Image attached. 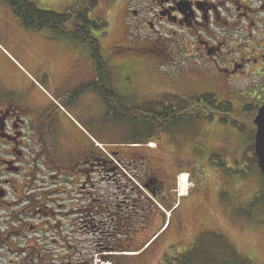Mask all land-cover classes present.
<instances>
[{
  "label": "rangeland",
  "instance_id": "rangeland-1",
  "mask_svg": "<svg viewBox=\"0 0 264 264\" xmlns=\"http://www.w3.org/2000/svg\"><path fill=\"white\" fill-rule=\"evenodd\" d=\"M83 1L71 4L67 0H37L40 8L57 13L73 5H82ZM98 2L91 16L106 23L108 28L104 31L92 29V34L100 43L101 55L110 77L109 87L129 108H139L138 112L145 109L144 104L165 101L167 97L149 94L156 77L143 66L146 63L144 58L131 50L119 52L117 49L136 46L142 39V32L134 26L135 22L126 19L127 8L134 4V0ZM0 4L3 6L4 3ZM15 19L5 6H0V97H5L6 92L11 91L17 97L35 94L43 99L41 103L44 101L51 107L55 102L64 119L65 128H61L62 133L58 134L61 143H67L71 137L76 138V134L87 136L107 146L108 149L103 146L106 151L103 152L109 158H112L107 155L110 150L122 149L124 155L132 157L135 150L143 149L147 157L148 177L155 176L170 182L167 187L162 185V191L158 190L156 197L143 188L134 174L122 168L123 165L116 159L120 171L117 178L121 177L124 182L135 180L130 181V188H139L140 206L146 208V219L155 222L152 226L147 224V227H143L144 217L132 220L135 225L128 234L130 241L120 235L122 239L119 240L128 241L125 248L131 247V251L139 253L155 237L156 231L163 227L175 206L173 203L179 200L183 202L175 215L172 214L170 226L164 234L157 240L156 236L153 242L156 241L137 255L108 251L94 254L92 244L98 241L102 243L103 237H96L86 229L83 233L72 234L71 227L67 233L69 241L75 239V242H82L84 264H164L189 252L199 242L207 243L208 236L212 234L222 236L241 260L245 259L249 264H264V182L253 165L252 143L246 133L218 120H194L175 124L165 134L150 139L145 124L137 125L134 120L118 119L114 113L109 115V109L99 92L90 91L75 97L77 87L95 83L99 79L96 66L93 71L96 77L92 79L90 76L87 68L91 69V62L81 51L76 53L66 47L53 46L45 40L44 34L47 33L42 32L46 30L29 32ZM78 46L89 52L86 46ZM250 86L251 79L245 78L235 83L234 93L223 92L218 91L216 84L209 79L199 83V87L197 85L194 91L199 90V93L178 97L186 99L213 94L220 102L232 104L235 112H241L247 106L257 108L264 105V87L248 90ZM61 107L67 117H64ZM135 117L141 122L139 115ZM132 143L148 145L134 149L128 147ZM59 156L64 157L63 151L59 152ZM227 169L232 170L229 172ZM183 174H188L189 190L186 193H183L181 185ZM84 187L81 195L66 187L68 193L65 198H79L83 206H87L92 196L116 203L117 198L119 202L123 201L125 195L123 188H114L102 176L98 181L97 177L94 182L87 181ZM180 228L184 230L180 232ZM213 251L210 250L209 255L219 257L215 264H230V252L227 256L223 250L221 254Z\"/></svg>",
  "mask_w": 264,
  "mask_h": 264
},
{
  "label": "flooded vegetation",
  "instance_id": "flooded-vegetation-1",
  "mask_svg": "<svg viewBox=\"0 0 264 264\" xmlns=\"http://www.w3.org/2000/svg\"><path fill=\"white\" fill-rule=\"evenodd\" d=\"M126 19L144 34L136 46L117 49L144 58L143 66L156 77L149 88L154 97L199 93L197 85L209 79L218 91L229 93L245 78L251 79L248 90L264 87V0H134ZM8 92L0 97V264H84L82 242L69 241L71 227L72 234L86 229L103 237L92 244L99 255L115 252L117 224L141 217L149 226L155 223L147 221L140 206L139 188L117 178L116 159L156 196L169 185L148 177L143 149L132 157L110 150L114 160L87 136L76 134L63 144L58 107L42 104L35 94ZM100 176L125 190L123 201L92 196L83 206L79 198H65L66 187L81 195L84 183Z\"/></svg>",
  "mask_w": 264,
  "mask_h": 264
},
{
  "label": "trees",
  "instance_id": "trees-1",
  "mask_svg": "<svg viewBox=\"0 0 264 264\" xmlns=\"http://www.w3.org/2000/svg\"><path fill=\"white\" fill-rule=\"evenodd\" d=\"M0 2L11 9L22 27L27 31L40 32L41 30H48L57 38L70 40L89 49L97 69L99 81L77 87L76 93L74 92L75 97L90 91L99 92L109 109V115L114 113L118 119L134 120L133 122L137 125L139 123L145 124L150 139L160 134H165L168 128L183 121L218 120L221 124L230 125L248 135L250 142H252L253 165L262 175L264 182V175L260 171L254 153L256 133L254 120L259 107L247 106L241 112H235L232 104L220 102L213 94H204L191 96L186 99L168 97L163 102L144 104L142 106L145 109L138 112L137 109L139 108L131 106L129 108L125 103L121 102L117 95L118 93L109 87L110 77L106 71L104 58L101 55L100 43L92 34V29L104 31L108 28L106 23L91 16L92 11L99 4L98 0H84L82 5L72 6L62 13L54 12L48 8H40L36 0H0ZM135 115H139L141 122H138ZM226 171L231 172L229 169ZM245 177L244 175L243 178ZM134 223L116 225L114 235L115 252H134L131 251V247L125 248L128 241H130L128 234L132 230ZM120 235H124V238L128 239V241L119 240L122 239ZM105 241L107 242V239ZM227 243L222 236L212 234L208 236L207 243H204V241L199 242L189 252L170 259L164 264H215L218 263L219 257L209 255L210 250L213 251V249L216 254H221L223 250L227 256L228 252H230L231 257L228 256L230 264H249L247 260L238 258V255Z\"/></svg>",
  "mask_w": 264,
  "mask_h": 264
},
{
  "label": "crops",
  "instance_id": "crops-1",
  "mask_svg": "<svg viewBox=\"0 0 264 264\" xmlns=\"http://www.w3.org/2000/svg\"><path fill=\"white\" fill-rule=\"evenodd\" d=\"M67 1H69V2H71V4L72 3H74V1L75 0H67ZM3 4V3H2ZM0 6L1 7H4L5 6V8L12 14V16H13V18H16L15 17V15L13 14V12L11 11V9L6 5V4H3V6L0 4ZM68 7V6H67ZM66 8V7H65ZM17 19V18H16ZM15 19V20H16ZM16 22H18L20 25H21V23L18 21V19L16 20ZM48 30H46V31H43L42 33H47V34H44L45 35V40L49 43V44H51V45H53V46H62V47H66V48H68L67 50H69V51H71V52H75L76 51V53L78 52V51H81V53H83L85 56H86V58L91 62V65H90V67H91V69H89V68H87V70L89 71V73H90V76L92 77V79H94L95 77H96V75H94V70H95V64H93V60L91 59V57H90V54H89V52H88V50H85L84 49V47H79L78 46V44H76V43H73V42H71V41H69V40H66V39H62V38H57V37H55L50 31L49 32H47ZM73 64H75V63H73ZM48 73V72H47ZM77 73V72H76ZM96 73V72H95ZM97 74V73H96ZM72 86V85H71ZM29 95H30V93H28ZM31 95H33V94H31Z\"/></svg>",
  "mask_w": 264,
  "mask_h": 264
},
{
  "label": "water",
  "instance_id": "water-1",
  "mask_svg": "<svg viewBox=\"0 0 264 264\" xmlns=\"http://www.w3.org/2000/svg\"><path fill=\"white\" fill-rule=\"evenodd\" d=\"M255 133V154L258 159V166L264 175V105L259 108L254 120Z\"/></svg>",
  "mask_w": 264,
  "mask_h": 264
},
{
  "label": "bare ground",
  "instance_id": "bare-ground-1",
  "mask_svg": "<svg viewBox=\"0 0 264 264\" xmlns=\"http://www.w3.org/2000/svg\"><path fill=\"white\" fill-rule=\"evenodd\" d=\"M183 178H182V187H183V193H186V191H187V183H186V176L185 175H183L182 176Z\"/></svg>",
  "mask_w": 264,
  "mask_h": 264
}]
</instances>
